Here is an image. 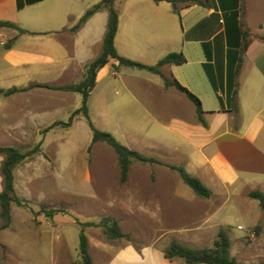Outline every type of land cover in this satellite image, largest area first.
<instances>
[{
  "label": "crops",
  "instance_id": "crops-1",
  "mask_svg": "<svg viewBox=\"0 0 264 264\" xmlns=\"http://www.w3.org/2000/svg\"><path fill=\"white\" fill-rule=\"evenodd\" d=\"M102 1L0 0V21L26 32L0 30L4 47L0 147L39 146V152L13 170L14 191L23 205L12 204L10 226L0 228L1 264H7L5 260L56 264L57 257L62 264L74 260L72 230L57 221L59 214L50 212L62 211L60 188L72 187L73 179L84 177L92 185L90 155L98 143H93L88 120L77 114L82 95L63 88L80 84L103 52L108 9L97 11L73 31ZM114 8L118 13L114 48L120 57L149 67L170 54H181L185 62L164 65L158 74L150 72L157 80L132 77L150 100L147 107L138 101L133 87L126 85L122 94L113 86L110 93V77L124 83L119 62L111 59L97 71L87 103L89 121L130 151L182 167L211 191L209 199H188L184 193V201L175 203L172 196L181 197L176 190L132 186L125 193L132 198L121 205L126 211L143 210L148 218H160L162 226L173 224L164 213L166 205L187 207L192 214L185 215L186 221L176 230L167 231L174 241L192 249L211 248L223 231L237 264H264V210L249 197L255 191L264 194V0H189L176 11L164 0H123L120 6L114 0ZM245 34L249 43L244 49ZM9 42L11 47L6 48ZM178 86L200 100L206 126ZM73 115L69 127L51 128L68 123ZM104 153L99 155L107 161ZM3 161L0 155V168ZM161 179H166L164 174ZM105 180L97 185L99 189L91 186L100 202L99 196L108 193ZM3 190L0 173V194ZM140 193L146 195L144 203L135 199ZM237 196L244 198L240 205L232 202ZM229 211L251 215L253 223H245L247 239L230 232L237 219ZM59 229L67 237L57 255ZM156 243L153 238L138 246L123 239L88 237L93 264L183 263L167 259Z\"/></svg>",
  "mask_w": 264,
  "mask_h": 264
},
{
  "label": "rangeland",
  "instance_id": "rangeland-1",
  "mask_svg": "<svg viewBox=\"0 0 264 264\" xmlns=\"http://www.w3.org/2000/svg\"><path fill=\"white\" fill-rule=\"evenodd\" d=\"M115 1L116 5L118 6H120L123 2V0ZM172 1L174 2L175 8H177V6H181L182 3L183 5H186L189 0ZM3 29L12 32L18 31L16 29L10 28ZM3 49L4 47L0 46V70L3 67L1 60ZM120 68L121 69L119 70V75L123 76L124 83L118 82L117 79L110 77L108 79L110 83V93L113 92V86L116 88L118 87L120 93L122 94L125 91L126 85L133 87L138 101L148 107L150 100L146 96H144L145 94L143 90L138 85H135L132 77H137L139 80H146L148 78H153L155 80L156 77H154V75H152L150 72L138 70L136 68L125 66H121ZM157 101H159L160 103L163 102L162 97H158ZM149 110L152 112L153 116L159 117V114L156 112L157 110L152 108H150ZM30 134H32V132H30ZM37 146L38 145L34 144L16 149L22 152H28L36 149ZM102 150H104V152L106 153L104 154L106 155L107 161L102 160L101 156L99 155ZM90 161L92 185L89 184L84 177L73 179L72 187L64 186L63 188H60V192L63 195L62 197L58 196V207L62 211L60 212L59 210H56L54 214L50 213L51 216L59 214L57 217V221H60L63 227H66L65 229H71L73 232V243L74 249H76V251L73 253L74 256L72 257H74V260L71 262V264H82L81 255L80 257L77 256L80 245V236L82 233H84L87 238H104L105 241L109 242H111V240H120L112 239L108 235H106L105 229L102 226L103 223H107L110 225L113 223V221H117L122 233L124 234V237L121 239L136 243L138 246L144 244V240H148V238H153L157 242L156 244H158V246L160 247H163L164 250L168 249L173 242H176L173 240L172 235L167 234V231L169 229L176 230L178 223H182L186 219L184 218V216L192 214L190 209L180 205H166L164 208V213L165 215H169V217L171 218L169 222L173 224L171 226H162L160 218H148L146 217L143 210H124L123 206L121 205V201H127V199L132 198V196L125 194L128 192L127 190L132 188V186H137L136 188L138 190H144V187L149 185H151L152 187L160 185L164 189L171 191L176 190V192H179L181 194V197L179 196V194L172 196L173 199L176 197L174 201L175 203H179L180 198L182 202L184 201L182 196L184 193H187V196H190L188 199L195 197L198 198V195H196L190 187L182 182L178 172L172 170L170 166L157 161L141 162L133 160L129 167L127 180L125 182H122L121 170L117 154L109 145L103 142H98V144L95 145L94 151H92V155H90ZM161 174H164L166 179H161ZM170 174L172 175L169 176ZM105 177H107V179ZM103 179L105 180V186L107 187L108 193L99 196L102 200V202H100L98 201V197L94 192L95 190H92L91 186H93L95 189H99L97 188V185L103 182ZM135 197L137 203L145 202L146 195H144L143 193L137 194L135 195ZM232 202L240 205L244 202V198L241 196H237L232 200ZM155 213L157 214V212H153L154 216ZM229 213L233 216V219H237L235 227L230 228V232L236 237L243 238L244 240L247 239V228H245V223H253V219L250 218L251 215L248 217H242V214L238 211H229ZM226 214V210L222 211V215L226 216ZM3 224L4 220L1 216L0 211V228L3 226ZM240 225L245 228L244 231L238 227ZM56 236H59V239L57 240L58 250L56 252L58 255L60 251V242L61 240H63V237H67V234H65L64 230L59 229L56 231ZM251 241L254 242V240ZM210 246H212V244H209L208 247ZM235 250L239 252V244H235ZM93 255L95 256L96 254L93 253ZM5 261H7V264H17V262L14 260ZM45 262L48 263V261L46 260ZM56 264H62L59 257H57L56 259Z\"/></svg>",
  "mask_w": 264,
  "mask_h": 264
},
{
  "label": "trees",
  "instance_id": "trees-1",
  "mask_svg": "<svg viewBox=\"0 0 264 264\" xmlns=\"http://www.w3.org/2000/svg\"><path fill=\"white\" fill-rule=\"evenodd\" d=\"M156 2L162 0H155ZM173 4L172 0H164ZM108 9L109 19L107 25V31L103 41V52L99 58L90 64L87 70L86 77L83 82L76 86H68L63 88V90L73 91L82 95L83 105L82 108L77 112L81 113L89 122V125L93 134V143L103 142L109 145L117 154L119 166L121 170V181L125 182L128 177L129 167L133 160L141 162H155L157 160L144 157L136 152L128 150L126 147L119 144L115 138L107 132H101L95 129L92 126V123L89 121L88 116V107L87 103L91 91L95 87L96 74L97 71L104 67L111 59H115L119 62L120 66L136 68L140 70H147L152 73H159V69L168 64H182L185 62V58L181 54H170L164 59L158 62L156 66L149 67L145 66L131 60L120 57L114 48V38L118 29V13L114 8V0H103L99 4L92 7L87 11L85 16L81 19L79 24L73 29L75 31L83 23H85L94 13L101 9ZM174 11L176 8L174 6ZM10 28L16 29L20 34L26 33L24 30H21L16 25L10 22H1L0 29ZM246 40L244 41L243 47L247 48V34H245ZM6 48L11 47V42L8 43ZM181 91L186 93L188 98L194 103L197 111L199 120L204 126H206L205 121L203 120V110L201 108V103L198 98L191 94L188 90L178 86ZM11 90L9 92H12ZM236 92H234L233 100H235ZM75 115H73L68 123H56L51 128L56 126L69 127L72 123V120ZM50 128V129H51ZM45 133V131L43 132ZM39 152V146L36 149H33L28 152H22L16 148L0 147V155L4 156V161L0 168V173L3 177L4 190L0 194V206H1V216L4 220L2 229L7 228L11 224V206L12 204L23 205V202L16 196L13 185V170L14 168L22 163L25 159L31 157L32 155ZM158 162V161H157ZM170 168L179 173L180 178L184 184L190 187L196 195L203 199H209L211 197V191L197 178L189 175L182 167L170 166ZM249 197L255 199L259 202L260 207L264 210V194L258 191L251 192ZM54 214L55 211L50 212ZM102 226L105 229L106 235L112 239H121L124 237V234L121 231L119 223L113 221L112 224L103 223ZM79 252L82 258V264H93L91 256L89 254L88 247V238L82 233L80 236V245ZM165 257L169 260L180 259L182 264H237L236 260L230 257V241L225 232L221 231L218 234L217 240L213 243L211 248L207 249H192L188 248L178 242H173L168 249L164 250Z\"/></svg>",
  "mask_w": 264,
  "mask_h": 264
}]
</instances>
